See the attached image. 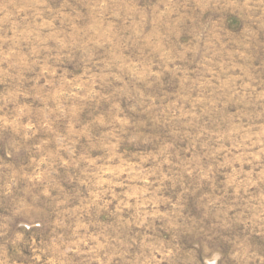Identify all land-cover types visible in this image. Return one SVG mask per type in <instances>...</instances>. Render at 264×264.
I'll list each match as a JSON object with an SVG mask.
<instances>
[{"label": "rangeland", "instance_id": "obj_1", "mask_svg": "<svg viewBox=\"0 0 264 264\" xmlns=\"http://www.w3.org/2000/svg\"><path fill=\"white\" fill-rule=\"evenodd\" d=\"M0 264H264V0H0Z\"/></svg>", "mask_w": 264, "mask_h": 264}]
</instances>
